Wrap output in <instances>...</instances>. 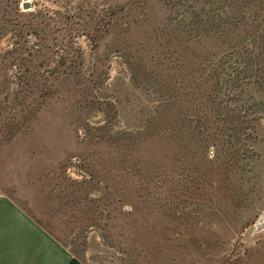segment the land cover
Returning a JSON list of instances; mask_svg holds the SVG:
<instances>
[{"label": "rangeland", "instance_id": "obj_1", "mask_svg": "<svg viewBox=\"0 0 264 264\" xmlns=\"http://www.w3.org/2000/svg\"><path fill=\"white\" fill-rule=\"evenodd\" d=\"M233 1L0 0V200L17 212L0 256L45 238L83 264L264 257V4Z\"/></svg>", "mask_w": 264, "mask_h": 264}, {"label": "crops", "instance_id": "obj_2", "mask_svg": "<svg viewBox=\"0 0 264 264\" xmlns=\"http://www.w3.org/2000/svg\"><path fill=\"white\" fill-rule=\"evenodd\" d=\"M4 210L9 211H5V215L12 213L17 216V212H15L6 201L0 200V213L3 214ZM16 233L18 236H20L19 230H17ZM36 236L41 237V232L36 231ZM43 240V245H32L34 249L36 246H38L37 253L33 255H23L19 245L15 246L16 251H14V253L11 255H3L2 253L0 256L2 264H6L5 261L8 262L9 260L13 261L14 264H83L81 261L77 260L74 254L64 246H61L56 242H51L50 239L44 238ZM41 255H44V257H41ZM255 264H264V257L262 259H258Z\"/></svg>", "mask_w": 264, "mask_h": 264}, {"label": "trees", "instance_id": "obj_3", "mask_svg": "<svg viewBox=\"0 0 264 264\" xmlns=\"http://www.w3.org/2000/svg\"><path fill=\"white\" fill-rule=\"evenodd\" d=\"M142 1V0H141ZM19 2L20 0H17V5H19ZM106 6L108 8H111V9H120L121 7H125V8H128L129 9V0H122V1H109V0H106ZM233 4L232 5V8L233 9H239L238 6H240V9L242 10L243 8H245V6H249L247 7L246 10H249V11H252L254 8H256L258 5H263L264 4V0H236V1H233ZM234 13V12H233ZM114 21V17H112L110 19V22H113ZM110 25V23H109Z\"/></svg>", "mask_w": 264, "mask_h": 264}, {"label": "water", "instance_id": "obj_4", "mask_svg": "<svg viewBox=\"0 0 264 264\" xmlns=\"http://www.w3.org/2000/svg\"><path fill=\"white\" fill-rule=\"evenodd\" d=\"M23 8H24L25 10H30V9L32 8V3H31L30 1H25V2L23 3Z\"/></svg>", "mask_w": 264, "mask_h": 264}]
</instances>
